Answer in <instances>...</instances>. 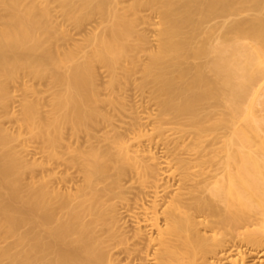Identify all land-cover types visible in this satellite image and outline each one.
Wrapping results in <instances>:
<instances>
[{
  "label": "bare ground",
  "instance_id": "bare-ground-1",
  "mask_svg": "<svg viewBox=\"0 0 264 264\" xmlns=\"http://www.w3.org/2000/svg\"><path fill=\"white\" fill-rule=\"evenodd\" d=\"M56 1L67 51L50 0H0V109L50 76L18 125L68 185L0 116V264H264V0Z\"/></svg>",
  "mask_w": 264,
  "mask_h": 264
},
{
  "label": "rangeland",
  "instance_id": "rangeland-1",
  "mask_svg": "<svg viewBox=\"0 0 264 264\" xmlns=\"http://www.w3.org/2000/svg\"><path fill=\"white\" fill-rule=\"evenodd\" d=\"M52 1L50 0V2H51L50 7H51V10L53 11V12H51V14H52V16L55 17V18H53L54 21L56 20L55 23L58 22L57 25L59 24L58 27H59V30H60L59 36L57 35L59 39L56 38V40L54 42H56L58 40L57 41L58 43H56V44L60 45L59 46L60 51L61 50L65 51L63 49H66V48L68 50H70V49H72V47H74L75 44H77L78 39L79 38L81 39V35L83 34L82 30L79 29L78 25L76 24V22L74 20H70L66 16H64V14L61 12V9H59V5H58V2L56 0H54L53 3H52ZM247 7H250V5H247ZM145 11H147V10H145ZM141 13H143L145 15H148L149 19L154 20V16L155 15L154 14H150L151 12L142 11ZM251 13L252 12L249 11L248 14H251ZM149 15L152 16V18ZM96 18H95V21H94V18L92 20H90L92 22L91 24L89 23L90 21L88 23L90 25H92V24L95 25L94 23H97L99 21ZM233 19H234V17H230L228 20L230 21V20H233ZM224 21H225L224 18H216L215 20H213V22L211 24L213 25L215 23H222ZM89 24H87V22H86L85 26L86 27L88 26V28H89ZM84 31H85V28H84ZM64 40H65V42H64ZM59 41H63V42H59ZM67 49H66V51H67ZM96 72H97L96 81L99 80V81H97V83L99 84L98 86L100 87L99 90L101 91L103 89L102 90L103 92L102 91H101L102 93L100 92L102 94L101 98L102 99H112L113 97H111V95H110V93H111L110 91L112 89L110 88L111 89L110 90L108 88V86L106 87V83H107L106 77H107V75H106V73H104L105 71L103 70V68H101V66H97L96 67ZM24 74L25 73H20V76L18 74V78L15 81V83H13V82L7 83V92L11 96H13L14 99H15V101L13 102V105H11L12 108H9L10 110L11 109L12 110L11 111L9 110V112H13V114L15 113L14 114L15 116L14 117L8 116L6 110L0 109V116L2 118L1 121H2V123H3L5 128L9 129L10 132H12L15 135L17 133L20 134L23 137V139L27 143H29L30 146H32L34 148L31 151V155L32 154H36V155H33V157L30 155V157H29V158H31V162L32 163L34 161H36V162H39V163H48L49 166L51 165L50 167L49 166L47 167L48 169L47 168L46 169L36 168L33 172L26 171V173L24 175V179H25L24 181L25 182H29L32 177H35V178L38 179V178H40L42 176H48L50 174L51 175L55 174L56 177L57 176H60V177H57V180L54 181L55 182L54 184L56 186H58V187L60 185L61 188L65 189L66 186H68V185L65 184L66 182H63V180H60V178H61V176L66 177L67 167L65 166L63 168L62 166H64V165L61 166V163H57V165H56V162H49V158H48L47 154H44L41 151V149L43 147L42 143L40 141L31 140L29 138V135L27 134V130H25L23 128L20 129L19 125H18L20 119H22L21 112H22V109H23V105L21 103H19V100L22 99V97H28L29 101H31L34 104L38 105L39 108H41V110H43V111L50 110V108L52 106L51 98H52V95H53V92L51 90L52 79L50 78V76L48 78L47 77L48 75H45L42 78H36L33 75H27V74L24 75ZM103 85H105V87ZM107 85H108V83H107ZM105 90H108V91H105ZM135 92L136 91H134L133 93H135ZM101 106H102V108H101ZM104 106H106L104 108L105 110L108 109L105 112L108 111V113L111 114L112 113L111 112V107L108 106L107 104H103V105L99 104V109L101 108V110H103ZM152 109L150 108L149 111H152ZM259 109L257 111H259ZM258 115H260V114H258ZM261 115H263V113ZM65 133L67 134V135L65 134L66 142H64L65 146H63L64 144L61 146L62 148L63 147L66 148V144H68L69 141H70L68 132L66 131ZM67 139H68V141H67ZM73 146L75 147V145H73ZM63 151H64V149H62V152ZM58 164H60V166H61L60 168H58L59 167ZM69 173H71V172H69ZM22 231L25 232V231H27V229H23ZM13 243H14L13 240L0 239V248L7 250V249L11 248ZM263 261H264V259H263ZM7 263L8 262H6V261L3 262V264H7Z\"/></svg>",
  "mask_w": 264,
  "mask_h": 264
}]
</instances>
